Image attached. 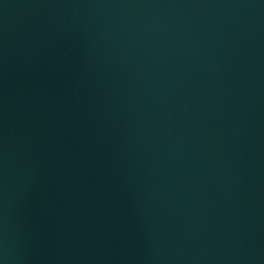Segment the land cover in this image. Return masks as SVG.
<instances>
[{"label":"water","instance_id":"1","mask_svg":"<svg viewBox=\"0 0 264 264\" xmlns=\"http://www.w3.org/2000/svg\"><path fill=\"white\" fill-rule=\"evenodd\" d=\"M0 264H264V0H0Z\"/></svg>","mask_w":264,"mask_h":264}]
</instances>
